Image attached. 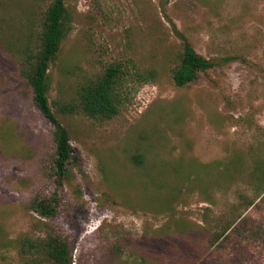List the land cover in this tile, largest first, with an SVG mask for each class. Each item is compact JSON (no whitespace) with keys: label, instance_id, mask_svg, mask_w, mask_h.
<instances>
[{"label":"rangeland","instance_id":"obj_1","mask_svg":"<svg viewBox=\"0 0 264 264\" xmlns=\"http://www.w3.org/2000/svg\"><path fill=\"white\" fill-rule=\"evenodd\" d=\"M36 2L0 0V264L52 231L71 264H264V181L249 176L264 160V0H65L47 95L79 160L56 202L52 126L17 51ZM184 40L214 65L176 85ZM115 62L155 73L111 118L60 111ZM37 194L53 215L31 208Z\"/></svg>","mask_w":264,"mask_h":264},{"label":"trees","instance_id":"obj_2","mask_svg":"<svg viewBox=\"0 0 264 264\" xmlns=\"http://www.w3.org/2000/svg\"><path fill=\"white\" fill-rule=\"evenodd\" d=\"M35 10L25 21L24 43L18 46L20 73L32 93L33 105L52 126L54 142L52 156V189L48 196L56 202L64 196V182L70 178V165L78 163L79 156L70 144L69 130L58 120L48 100V75L50 62L57 56L71 30L72 14L65 0H37ZM172 67V79L176 85H185L195 80L199 72H204L214 62L197 52L192 44L184 40L181 51L176 55ZM154 70H141L128 66V63H112L97 77L90 79L78 88L77 103H62L60 111L83 112L92 118L108 119L120 110L127 87L131 82L149 81ZM251 179L264 181V160L255 159ZM258 196L264 197V186L257 189ZM47 196V197H48ZM33 210L44 217L51 216L57 205L48 203L45 207L37 194L30 200ZM230 229L226 226L222 233ZM220 236L216 235L215 240ZM22 264H71L72 246L68 238L59 232L44 235L24 236L18 242L16 251Z\"/></svg>","mask_w":264,"mask_h":264}]
</instances>
